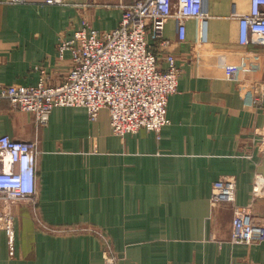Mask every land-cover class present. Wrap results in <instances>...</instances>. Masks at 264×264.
I'll use <instances>...</instances> for the list:
<instances>
[{
    "label": "crops",
    "instance_id": "crops-1",
    "mask_svg": "<svg viewBox=\"0 0 264 264\" xmlns=\"http://www.w3.org/2000/svg\"><path fill=\"white\" fill-rule=\"evenodd\" d=\"M8 1L0 0V84L24 86L38 84V67L51 85L63 83L73 63L70 52L60 57L61 40L84 21L99 33L117 28L123 2ZM249 8L250 0H209L205 42L197 20L187 22L184 43L168 22L155 52L162 67L173 55L182 76L159 134L119 137L107 109L92 122L75 107L54 109L38 129L33 115L0 100V136L37 142L40 151L36 212L26 201L12 205L16 241L11 247L0 230V264H107L104 243L84 229L108 237L123 264H264V238L233 244V206L213 199L215 184L231 179L235 205L264 218V192L252 197L264 154L250 150L264 129V104H254L264 90V46L242 45L234 17Z\"/></svg>",
    "mask_w": 264,
    "mask_h": 264
},
{
    "label": "built area",
    "instance_id": "built-area-1",
    "mask_svg": "<svg viewBox=\"0 0 264 264\" xmlns=\"http://www.w3.org/2000/svg\"><path fill=\"white\" fill-rule=\"evenodd\" d=\"M26 1L9 0L8 3ZM71 1L44 0V3L69 6ZM208 2L123 0L119 6L122 16L117 28L99 33L84 21L71 37L61 40L58 47L60 57L70 52L73 63L63 83L51 85L45 69L38 67L42 76L37 85L0 84V100H7L15 111L33 115L38 129L47 125L54 109L75 107L86 109L92 122L98 120L101 110L107 109L112 131L119 137L134 135L140 130L159 134L170 124L168 101L178 91L182 71L173 55L166 56V66L162 67L155 46L164 41L166 26L171 20L175 22L180 43L186 41L189 20L200 23V42L207 41ZM73 5L82 8L89 4L79 1ZM234 17L239 21L242 45L264 46V0H250L249 10L235 12ZM247 55L251 58L257 52H248ZM251 70L252 64L246 72ZM254 104L263 106L264 90ZM250 145L251 151L261 148L264 154V129L256 131ZM38 147L37 142L15 140L9 135L0 136V230L5 232L11 247L16 241L12 205L26 201L36 212ZM263 192L264 178L256 174L252 187L253 199L256 200ZM213 199L216 202H229L233 206V244L253 245L264 238V218L255 217L251 206L235 205L233 180L216 183ZM40 224L45 230L55 232L51 227ZM83 231L95 233L102 240L107 264H123L110 240L101 231Z\"/></svg>",
    "mask_w": 264,
    "mask_h": 264
},
{
    "label": "rangeland",
    "instance_id": "rangeland-1",
    "mask_svg": "<svg viewBox=\"0 0 264 264\" xmlns=\"http://www.w3.org/2000/svg\"><path fill=\"white\" fill-rule=\"evenodd\" d=\"M117 255V254H116ZM118 256V255H117Z\"/></svg>",
    "mask_w": 264,
    "mask_h": 264
}]
</instances>
